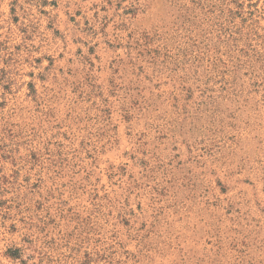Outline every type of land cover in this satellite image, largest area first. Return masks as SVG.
<instances>
[{
	"label": "rangeland",
	"instance_id": "1",
	"mask_svg": "<svg viewBox=\"0 0 264 264\" xmlns=\"http://www.w3.org/2000/svg\"><path fill=\"white\" fill-rule=\"evenodd\" d=\"M0 264H264V0H0Z\"/></svg>",
	"mask_w": 264,
	"mask_h": 264
}]
</instances>
